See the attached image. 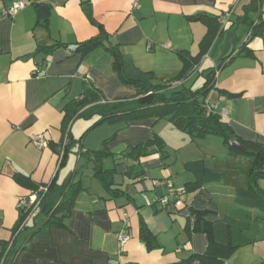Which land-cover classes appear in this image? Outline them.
<instances>
[{
	"label": "crops",
	"instance_id": "crops-1",
	"mask_svg": "<svg viewBox=\"0 0 264 264\" xmlns=\"http://www.w3.org/2000/svg\"><path fill=\"white\" fill-rule=\"evenodd\" d=\"M13 1L25 5L6 15L4 11ZM33 1L50 4L47 26L36 25ZM249 2L0 0V245L11 247L3 264H181L205 252L206 235L191 232L192 210H207L208 221L220 222L237 206L233 188L222 182L187 191V183L195 179L185 169V162L209 155L193 147L194 140L187 134L169 122L158 127L160 120L145 118L103 122L76 142L92 120L83 121L79 134L72 128L75 120L70 129L74 143L59 168V157L50 145L60 142L63 107L80 96L84 79L109 101L135 94L113 71L104 47L89 53L76 51L77 43L98 34L87 13L107 33L105 45L117 44L137 69L152 72L155 82L172 79L181 71L179 53L189 57L199 53L208 26L189 18L199 13L217 18L219 27L210 36L195 76L185 85L193 82L191 87L199 88L205 79L200 86L194 82L214 71L207 101L240 139L264 145V36L252 35L241 18ZM260 12H248L249 20H264V0H260ZM226 13L228 17L221 22ZM244 43L248 50L240 51ZM154 133L165 143L178 139L185 145L189 139L192 145L181 155L170 156L166 150L165 156L154 152L141 157L137 165L141 173L135 177V170L128 172L131 161L123 153ZM34 135H42L45 145L33 143ZM106 139H110L106 148L116 162L112 181L121 193L113 196L106 194L93 176L92 164L84 163L79 153L80 148H101ZM221 155L218 157H227V149ZM15 173L39 186L52 180L63 185L75 173L80 188L64 226L38 230L46 216L36 209L25 226L14 232L17 201L33 192L13 177ZM258 185L264 190V178ZM174 190H183L181 204L169 201L161 205L159 199ZM251 212L253 219L245 231L251 241L235 249L222 264H264V221L255 218L256 210ZM142 223L153 235L149 243L140 238ZM122 231L129 238L120 250L118 235Z\"/></svg>",
	"mask_w": 264,
	"mask_h": 264
},
{
	"label": "trees",
	"instance_id": "trees-1",
	"mask_svg": "<svg viewBox=\"0 0 264 264\" xmlns=\"http://www.w3.org/2000/svg\"><path fill=\"white\" fill-rule=\"evenodd\" d=\"M32 4L36 13V25L47 26L51 14L50 4L43 1H33ZM251 11L261 14L260 0H250L244 6V14L241 18L244 22L247 21L252 35L264 36V20L250 21L248 12ZM87 15L91 23L98 28V34L77 43L76 51L89 53L99 47H104L109 52L113 71L123 84L134 90L135 94L130 98L109 101L90 81L84 79V87L80 96L69 99L63 107L60 142L57 145H50L59 157V150L65 141L63 154L58 158V168L64 163L74 143V139L70 136V129L73 122L79 118L91 119L92 122L76 142H80L91 129L103 122L114 123L145 118H164L178 130L184 131L192 140L201 139L207 135L218 136L226 147L228 156L223 159L212 157L185 162V169L192 172L195 179L187 183V191H198L205 184L222 182L233 188L237 210L226 215L223 221L211 222L205 218L209 211L193 209L191 232L205 234L207 247L203 254L192 255L184 261L195 259L201 264H222L235 249L251 241L245 235V231L250 227L253 219L251 211L256 210L255 218L264 221V190L258 185V180L264 178V145L240 139L219 111L215 107L213 108L214 105L207 101V95L213 86L214 71H210L204 76L205 81L199 88L193 89L191 86L185 85L188 79L195 76L210 36L216 33L214 30L219 27L220 23L217 18L202 13L191 16L189 19L201 20L208 26L199 53L195 57L179 53L183 62L181 71L172 79L155 82L153 73L137 69L123 55L117 44L105 45V41H108L107 33L99 23L94 21L91 14L87 13ZM211 21L214 22L212 26L209 23ZM240 49V51L248 50L247 44H242ZM109 140L106 139L99 149L84 150L80 148L79 153L83 156L84 163L92 164L93 176L106 194L113 196L121 193L112 181L116 162L113 159V154L106 148V143ZM234 141L239 142L246 149L241 151L235 148ZM164 146L163 139L154 133L151 139L129 147L123 153V157H127L131 161L128 172L135 170L134 176L136 177L141 173L137 167L140 158L154 152L165 156ZM151 147H155V149L150 150ZM75 173L63 185L54 183V180L40 185L47 188L45 192L39 191V185L29 183L25 177L15 173L13 177L19 183L30 186L33 192H40V201L36 208L30 207L19 211L14 232L21 230L25 226L28 216L37 210L46 216L38 230L43 227L64 226V219L67 217L73 199L80 188L79 180L74 179ZM139 235L146 243H149L153 238L144 223L140 226ZM10 251L9 244H1L0 261Z\"/></svg>",
	"mask_w": 264,
	"mask_h": 264
},
{
	"label": "built area",
	"instance_id": "built-area-1",
	"mask_svg": "<svg viewBox=\"0 0 264 264\" xmlns=\"http://www.w3.org/2000/svg\"><path fill=\"white\" fill-rule=\"evenodd\" d=\"M25 5V2L23 1H13L11 3V5L4 11V13L6 15H13L16 11H18L19 9L23 8ZM228 17V13H226L225 15H222L220 17V21L223 22L226 20V18ZM174 85L176 83H173ZM215 106H213L214 108ZM66 140V139H65ZM32 141L33 143H35L37 146H44L45 145V140L43 138L42 135H34L32 137ZM65 141H63V145L60 148V154H59V158L62 156L63 154V147H64ZM169 187L172 186L171 183H168ZM46 187L45 186H40L39 187V191L41 192H45L46 191ZM39 191L36 192H32L30 194H28L27 196H22L19 197L18 201H17V208L19 211L28 209L30 207L36 208L38 207L39 201H40V196H39ZM183 190H174L172 193L165 195L164 197H162L161 199H159V202L161 205H165L167 203H169V201H171L173 204L175 205H179L181 204V199L180 196L182 195ZM147 201V200H146ZM147 203H149L147 201ZM129 238V233L127 231H122L119 233L118 235V240H119V247L120 250L123 249L125 242L128 240ZM4 259H2L0 261V264H3ZM181 264H201L198 260H188V261H184Z\"/></svg>",
	"mask_w": 264,
	"mask_h": 264
},
{
	"label": "rangeland",
	"instance_id": "rangeland-1",
	"mask_svg": "<svg viewBox=\"0 0 264 264\" xmlns=\"http://www.w3.org/2000/svg\"><path fill=\"white\" fill-rule=\"evenodd\" d=\"M200 78H201L200 82H198V83L194 82V86H200L199 84L203 82L204 77H200ZM192 85H193V82H190V83H187L186 86H192ZM163 119L164 118L158 119V121L160 120L158 127H161V123H163V121H166L167 123L169 122L168 120H166V119L163 120ZM84 120H85L84 118H79L74 122V125L72 128L74 129V132L76 134H79L78 133L80 130L79 128L82 125V123H84L83 122ZM175 129H177V128H175ZM179 132H180V130H179ZM181 132L186 134L184 131H181ZM184 143H187V144L180 145L178 139H176V140L173 139V140L169 141L168 143H165L164 150L165 151L167 150V153L170 156L184 154L187 151L186 147H188V145H192V144H188L189 139H187L186 142H184ZM190 143H192V142H190ZM171 146H174V149H172ZM193 147L199 148L200 151H206L209 154L207 158H212V156H213L212 154H214V156H215L214 158H222V159L225 158V157H218V156H224L221 154H223V151H225L226 148H224L225 146L222 145L220 138L216 135H208L207 138H201V139L194 140L193 141ZM216 155H217V157H216Z\"/></svg>",
	"mask_w": 264,
	"mask_h": 264
},
{
	"label": "water",
	"instance_id": "water-1",
	"mask_svg": "<svg viewBox=\"0 0 264 264\" xmlns=\"http://www.w3.org/2000/svg\"><path fill=\"white\" fill-rule=\"evenodd\" d=\"M233 145H234L235 148H237V149H239V150H241V151H244V150L246 149L243 145H241V144H240L239 142H237V141H234Z\"/></svg>",
	"mask_w": 264,
	"mask_h": 264
}]
</instances>
